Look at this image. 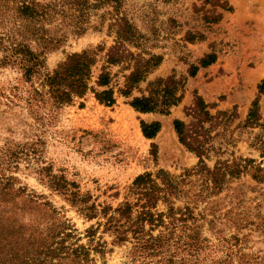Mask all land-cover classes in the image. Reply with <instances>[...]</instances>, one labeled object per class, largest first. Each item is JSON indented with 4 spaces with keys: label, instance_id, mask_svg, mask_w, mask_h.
I'll use <instances>...</instances> for the list:
<instances>
[{
    "label": "rangeland",
    "instance_id": "1",
    "mask_svg": "<svg viewBox=\"0 0 264 264\" xmlns=\"http://www.w3.org/2000/svg\"><path fill=\"white\" fill-rule=\"evenodd\" d=\"M9 7L2 16L0 36H5L13 22L18 25L21 21ZM122 16L148 35L141 41L142 50L162 56L158 67L132 95H140L147 82L156 77L175 74L185 80L182 99L168 114L137 112L128 104L131 96L118 92L115 103L108 106L96 100L91 90L102 89L96 79L116 40L111 25ZM213 16L218 20L211 21ZM86 21L82 35L68 34L62 45L45 53L41 74L30 80L23 76L16 61L0 66V155L6 149L16 151V162L5 164L0 158V178L11 176L14 189L43 195L39 201H49L60 216L69 220L80 238L78 243L90 247L92 260L85 264H264V183L246 172L219 191L213 189L203 174L194 173L198 157L178 141L173 128L174 119L190 121L185 108L195 95L210 106L211 113L235 108L236 117L228 130L221 126L212 131L211 135H216L205 164L212 168L217 159L240 156L253 159L264 169V156L249 146L250 134L237 127L245 119L257 84L264 77V0H122L117 10L112 5L89 9ZM126 46L134 54L140 51L130 44ZM82 50L92 51L96 59L89 89L70 104L55 105L43 84L44 75L68 54ZM209 52L215 53V61L190 76V66ZM127 66L125 62L108 67L115 90L129 73ZM260 112L264 118V96ZM141 120L160 122L153 138L142 134ZM46 168L74 181L98 209L115 208L123 202L137 174L164 169L183 180V193L174 207H184L183 211L187 207L194 218L178 214L187 220L170 221L166 228L153 231L154 235L159 231L168 233L160 248L138 246L131 237L113 243L115 235L104 230L106 218L87 220L67 196L41 182ZM21 199L24 197L17 196L9 201L21 207ZM24 208L21 214L25 221L28 210ZM156 208L167 211L161 201ZM99 222L90 242L86 229L91 225L96 228ZM194 225L197 227L192 228ZM192 229L197 232L195 241L190 238ZM98 242H105L106 249H110L104 257L92 250Z\"/></svg>",
    "mask_w": 264,
    "mask_h": 264
},
{
    "label": "trees",
    "instance_id": "2",
    "mask_svg": "<svg viewBox=\"0 0 264 264\" xmlns=\"http://www.w3.org/2000/svg\"><path fill=\"white\" fill-rule=\"evenodd\" d=\"M121 2L122 0H0V28L4 26L2 16L9 6L18 20H21L18 25L13 22L5 36H0V66H7L16 61L23 70V76L30 80L33 75L41 74L45 53L62 45L68 34L79 36L86 31L89 9L112 5L117 10L121 7ZM210 20L216 21L218 16H213ZM111 26L115 28L116 40L107 51L105 64L96 79L97 86L102 89L91 88L96 100L110 106L115 103V92H118L125 97L131 96L128 104L137 112L168 114L171 107L181 101L185 80L175 74L156 77L147 82L140 95H132L133 90L139 89L147 76L158 67L162 56L142 50L141 41L148 35L130 23L126 17H118ZM126 44L140 51L134 54ZM215 59V53L205 54L198 64L190 66L189 75H195L199 67L208 66ZM125 62L129 65L125 68L130 71L125 75L122 86L115 90L111 83L113 75L108 67ZM95 63L94 53L82 50L68 54L52 72L45 73L43 84L51 101L60 106L70 104L74 97H82L89 89L91 68ZM263 96L264 77L257 84L255 98L245 119L237 126L250 134L249 146L261 156H264V118L260 112V100ZM209 107L199 95H195L192 103L185 108V114L191 117L190 121L186 123L180 119L173 120L178 141L198 157L194 173L203 174L217 191L246 172H250L257 182L264 183V169L251 158L239 156L231 160L217 159L212 168L206 166L204 160L208 158L210 143L216 135H211L212 131L221 126L228 130L236 117L235 108L211 113ZM140 128L142 134L151 139L159 131L160 122L141 120ZM151 147L154 156L155 144L152 143ZM0 158L5 164L16 162V151L12 148L6 149L1 152ZM48 170L45 169L43 177L40 178L41 182L46 183L53 191L67 196L71 205L87 220L98 216L106 218L103 223L104 230L115 235L112 242L116 244L128 241L131 237L138 246L160 248L168 239V233L159 231L154 235L153 231L159 227L166 228L170 221L174 223L187 220V217H178V214L194 218L190 210L187 211V207L186 211H183L184 207H174L175 201L183 193V180L161 168L155 173L145 171L137 174L128 186V193L123 202L115 208L101 206L99 209L95 202L90 201V195L82 193L74 181H69L63 175L52 174ZM2 178L0 264H85L92 260L90 247L78 243L80 238L74 234L75 229L69 220L60 216L49 201H39L44 198L43 195L24 193L25 190L21 188L14 189L10 184L13 180L11 176L4 177L5 180ZM17 196L24 197L21 199V207L14 201H9ZM160 201L167 206L166 212L157 210ZM26 206L28 217L24 221L21 213ZM165 218L169 221L166 222ZM100 225L99 222L96 228L91 225L86 229L90 242L93 241ZM195 227L197 226L192 228ZM192 231L194 232L190 238L195 241L197 232L193 229ZM92 250L101 257L110 251L106 249L105 242L96 243Z\"/></svg>",
    "mask_w": 264,
    "mask_h": 264
}]
</instances>
